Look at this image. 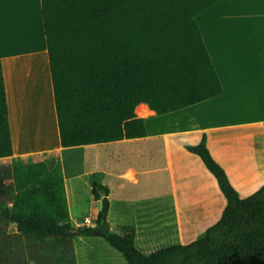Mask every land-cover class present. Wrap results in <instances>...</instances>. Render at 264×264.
Wrapping results in <instances>:
<instances>
[{
    "label": "trees",
    "instance_id": "obj_1",
    "mask_svg": "<svg viewBox=\"0 0 264 264\" xmlns=\"http://www.w3.org/2000/svg\"><path fill=\"white\" fill-rule=\"evenodd\" d=\"M216 4L41 0L61 146L144 138L145 120L135 114L140 105L163 116L220 96L223 87L196 21ZM187 150L200 159L226 201L217 223L196 241L151 255L137 249L131 226L107 234V244L127 264H264V186L241 198L204 139ZM12 155L0 61V159ZM90 181L101 201L97 225H108L109 191L96 176ZM77 236L97 235L92 227L72 225L59 159L0 167V264H78Z\"/></svg>",
    "mask_w": 264,
    "mask_h": 264
},
{
    "label": "crops",
    "instance_id": "obj_2",
    "mask_svg": "<svg viewBox=\"0 0 264 264\" xmlns=\"http://www.w3.org/2000/svg\"><path fill=\"white\" fill-rule=\"evenodd\" d=\"M196 21L223 87L220 96L163 116L140 105L135 114L145 120L146 137L63 148L41 0H0L13 143L8 159L60 160L75 228L97 225L101 201L90 181L96 176L109 191L111 231L134 227L135 246L144 254L200 238L225 204L214 178L187 150L203 139L241 198L264 186V0H217ZM83 204L92 207L90 215L73 213V205ZM74 249L78 264H124L98 236H77Z\"/></svg>",
    "mask_w": 264,
    "mask_h": 264
},
{
    "label": "rangeland",
    "instance_id": "obj_3",
    "mask_svg": "<svg viewBox=\"0 0 264 264\" xmlns=\"http://www.w3.org/2000/svg\"><path fill=\"white\" fill-rule=\"evenodd\" d=\"M244 146L245 145H247V144H243ZM254 150H255V152H256V154L257 155H260V143L259 142H256L255 144H254ZM200 161V160H199ZM10 165H11V160L10 159H8V158H6V159H0V167H2V168H6V167H10ZM240 191V194H244V192L243 191H241V190H239ZM223 199H224V197H223ZM10 200H12V199H10ZM224 203L225 204H223L222 206H225L226 205V201H225V199H224ZM10 205H12V202L10 201ZM72 208V211H73V213L75 212V211H78L79 212V214L80 215H82L83 217L85 216V215H90V213L92 212V207L90 206V205H85V204H83L82 206H80V207H75L74 205L71 207ZM224 209V208H223ZM223 211V210H222ZM222 214V213H221ZM10 231L11 232H18V229H17V227L15 226V225H11V227H10ZM187 229L185 228V233L187 234ZM204 234V233H203ZM199 239V238H198ZM194 241H196V240H194ZM188 242H193V241H188ZM113 253H114V255L116 256V257H119V259H122V261L124 262V264H127L126 262H125V260H124V258L118 253V252H116V251H113ZM105 256L106 257H108V255L107 254H105ZM31 264H33V263H31ZM80 264H82V263H80Z\"/></svg>",
    "mask_w": 264,
    "mask_h": 264
},
{
    "label": "water",
    "instance_id": "obj_4",
    "mask_svg": "<svg viewBox=\"0 0 264 264\" xmlns=\"http://www.w3.org/2000/svg\"><path fill=\"white\" fill-rule=\"evenodd\" d=\"M106 194L105 193H102L101 197L102 199L105 198ZM95 229V234L98 236V237H101V238H104L107 236V234H109L111 231V228L109 227V225L107 224H101V225H96L94 227ZM73 233H76L78 235H80V231H73Z\"/></svg>",
    "mask_w": 264,
    "mask_h": 264
}]
</instances>
